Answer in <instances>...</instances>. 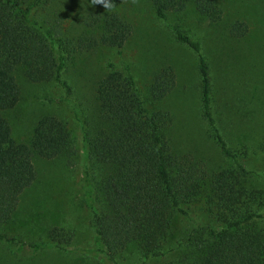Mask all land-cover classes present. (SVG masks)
<instances>
[{"label": "trees", "instance_id": "1", "mask_svg": "<svg viewBox=\"0 0 264 264\" xmlns=\"http://www.w3.org/2000/svg\"><path fill=\"white\" fill-rule=\"evenodd\" d=\"M94 1L98 11L84 16L99 32L75 39L40 18L48 0H0V225L17 222L22 197L36 181L35 155L73 166L78 182L66 176L56 197L67 196L72 181L80 207L90 216L88 240L81 245L65 226H34L46 240L28 238L33 226L28 232L21 226H0V263L43 264V257L54 254L95 264H149L182 249V260L169 264H264V230L257 225L264 219L258 212L264 207V190L247 183L250 176L264 178V171L249 170L246 161L253 151L264 155V137L230 140L228 125L215 107L218 72L209 46L168 22L170 11H185L191 1L199 14L217 22L223 14L217 0H150L174 40L195 57L201 117L229 162L212 171L189 156L173 154L166 135L171 115L156 108L175 88L176 61L170 64L168 58L143 86L123 59L135 35L133 21L112 10L128 0ZM248 31L246 24L236 23L229 33L239 38ZM102 48L115 50L123 70L107 61L85 92L68 78V69L78 55L97 54ZM219 66L228 82L239 77L234 87L247 117L264 92V62L257 79L242 68L236 73L228 63ZM19 74L31 84L54 85L61 96L48 103L66 111L65 116L38 118L25 140L15 138L7 116L22 100ZM180 219L195 226H178ZM131 245L142 262H129ZM196 254L199 258L193 260Z\"/></svg>", "mask_w": 264, "mask_h": 264}, {"label": "rangeland", "instance_id": "2", "mask_svg": "<svg viewBox=\"0 0 264 264\" xmlns=\"http://www.w3.org/2000/svg\"><path fill=\"white\" fill-rule=\"evenodd\" d=\"M217 3L223 10L222 17L217 22L199 14L194 1L188 4L185 11H170L168 22L182 29L193 40H201L209 46L210 60L218 72L215 107L228 125L230 140L241 141L246 135L251 141L258 140L264 137V92L260 99L256 98L252 102L250 110L254 114L249 111L250 114L245 117V110L238 107L241 106V101L236 96L234 87L239 85V77L235 75L236 79H230L231 82H228L225 79L226 72L219 64L228 63L236 73L238 68L247 70L255 79L257 75L262 74L263 70L259 65L264 62V0H217ZM98 8L94 0H48L43 9H40V18L49 20L57 30L68 37L88 39L96 35L99 29L88 25L84 14H94ZM112 10L125 14L133 21L135 35L128 44L123 59L132 66L137 81L143 86H148L153 74L163 68L168 58L170 64L174 63L173 60L176 61L175 88L167 98L156 104V108L171 115L172 122L166 129V135L173 154L178 157L189 156L190 160L199 162L210 171L229 164L209 137L201 117L196 60L192 52L174 40L170 29L155 15L150 0H128L112 7ZM236 23L249 27L247 36L237 38L230 35V27ZM77 57L73 67L68 69V78L72 82L76 81L79 88L85 92L93 79L96 76L95 80L99 78L103 64L107 61L113 62L117 70H123L121 59L115 50L110 48L99 49L97 54H82ZM18 81L21 85L22 100L15 109L7 112V116L12 122L15 138L25 140L38 118L54 113L65 116L66 111L63 107L48 103L50 99L61 96V92L54 85L31 84L20 74ZM88 101L90 102L89 99L87 103ZM246 161L249 170L263 173L264 155H256L253 151ZM33 162L37 174L36 181L22 197L17 222L0 226H21V230L26 232L29 226H65L76 233L75 244L87 243L90 216L80 207L79 193L73 189V183L76 185L78 182L77 172L73 173V166L68 167L65 162L47 160L36 155ZM66 176H69L73 183L71 181L67 196L59 195L57 199V188L59 185L63 187ZM247 183L249 188L264 190V178L250 176ZM58 202L60 208L57 206ZM258 212L264 214V207ZM203 220V223L209 224L208 219ZM257 225L264 230V219H259ZM178 226L195 224L182 222L180 219ZM188 230L191 232L189 227ZM31 231L33 233L28 238L42 236L46 240V236L38 227L32 228ZM178 233L179 230L177 235ZM127 254L130 263L142 262L135 246L131 245ZM181 257L182 249L168 260L152 261L149 264H169L174 258L182 260ZM194 258L198 259L199 254L192 256L193 260ZM3 260L0 256V262ZM42 263L95 264L73 255L61 258L54 254L43 257Z\"/></svg>", "mask_w": 264, "mask_h": 264}, {"label": "clouds", "instance_id": "3", "mask_svg": "<svg viewBox=\"0 0 264 264\" xmlns=\"http://www.w3.org/2000/svg\"><path fill=\"white\" fill-rule=\"evenodd\" d=\"M96 2H98V3H99V2H101V0H96Z\"/></svg>", "mask_w": 264, "mask_h": 264}]
</instances>
